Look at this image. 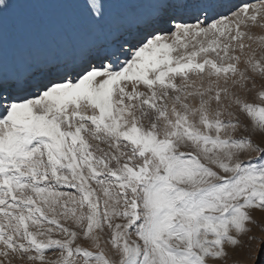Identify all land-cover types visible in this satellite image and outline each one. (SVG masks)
<instances>
[{"label":"snow or ice","instance_id":"obj_1","mask_svg":"<svg viewBox=\"0 0 264 264\" xmlns=\"http://www.w3.org/2000/svg\"><path fill=\"white\" fill-rule=\"evenodd\" d=\"M0 264H264V0H0Z\"/></svg>","mask_w":264,"mask_h":264},{"label":"rangeland","instance_id":"obj_2","mask_svg":"<svg viewBox=\"0 0 264 264\" xmlns=\"http://www.w3.org/2000/svg\"><path fill=\"white\" fill-rule=\"evenodd\" d=\"M253 231L254 232H257V234H259L258 229H256L255 227H253ZM233 258H235V259H241L242 258V253L239 254V255L234 254Z\"/></svg>","mask_w":264,"mask_h":264}]
</instances>
